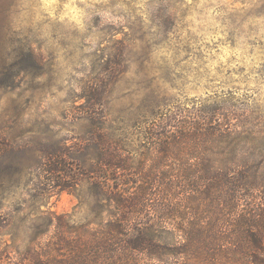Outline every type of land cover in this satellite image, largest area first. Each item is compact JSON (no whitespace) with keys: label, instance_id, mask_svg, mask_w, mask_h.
<instances>
[{"label":"rangeland","instance_id":"obj_1","mask_svg":"<svg viewBox=\"0 0 264 264\" xmlns=\"http://www.w3.org/2000/svg\"><path fill=\"white\" fill-rule=\"evenodd\" d=\"M221 99L264 130V0H0V222L74 212L34 175L43 149L85 144L90 103L137 134L144 110Z\"/></svg>","mask_w":264,"mask_h":264},{"label":"trees","instance_id":"obj_2","mask_svg":"<svg viewBox=\"0 0 264 264\" xmlns=\"http://www.w3.org/2000/svg\"><path fill=\"white\" fill-rule=\"evenodd\" d=\"M85 112V144L43 149L34 175V196L69 191L74 212L39 207L21 234L1 220L0 264H264V130L248 108L144 110L137 134L101 103Z\"/></svg>","mask_w":264,"mask_h":264}]
</instances>
